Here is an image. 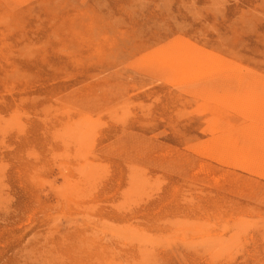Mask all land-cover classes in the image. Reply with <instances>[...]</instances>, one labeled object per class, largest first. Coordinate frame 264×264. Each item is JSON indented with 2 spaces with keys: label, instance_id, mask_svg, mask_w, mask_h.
Listing matches in <instances>:
<instances>
[{
  "label": "rangeland",
  "instance_id": "obj_1",
  "mask_svg": "<svg viewBox=\"0 0 264 264\" xmlns=\"http://www.w3.org/2000/svg\"><path fill=\"white\" fill-rule=\"evenodd\" d=\"M26 263L264 264V0H0V264Z\"/></svg>",
  "mask_w": 264,
  "mask_h": 264
},
{
  "label": "bare ground",
  "instance_id": "obj_2",
  "mask_svg": "<svg viewBox=\"0 0 264 264\" xmlns=\"http://www.w3.org/2000/svg\"><path fill=\"white\" fill-rule=\"evenodd\" d=\"M196 70H197V69H196ZM212 91H213V90H212ZM253 113H254V112H253ZM20 123H21V122H20ZM54 129H55V128H54ZM52 130H53V129H52ZM73 139H74V138H73ZM78 141H79V140H78ZM78 141H77V142H78ZM81 141H82V140H81ZM85 142H86V141H85ZM69 143H70V142H69ZM82 143H83V142H82ZM82 143H80V144H82ZM9 147H10V146H9ZM9 147H8V148H9ZM77 148H78V147H77ZM62 154H63V153H62ZM31 155H32V154H31ZM85 155H86V154H85ZM241 157H242V156H241ZM241 157H240V158H241ZM67 158H68V157H67ZM243 158H244V157H243ZM65 159H66V158H65ZM95 163H96V162H95ZM244 163H245V162H244ZM97 166H98V165H97ZM256 168H257V167H256ZM80 171H81V170H80ZM80 171H79V172H80ZM105 173H106V172H105ZM148 177H149V176H148ZM60 189H61V188H60ZM191 189H192V188H191ZM182 191H183V190H182ZM84 193H85V192H84ZM154 193H155V192H154ZM85 194H86V193H85ZM155 195H156V194H155ZM186 195H187V194H186ZM186 195H185V196H186ZM140 196H141V195H140ZM194 199H195V198H194ZM128 200H129V199H128ZM134 200H135V199H134ZM132 201H133V199H132ZM193 202H194V201H193ZM127 203H128V202H127ZM142 203H143V202H142ZM144 203H145V202H144ZM127 208H128V207H127ZM136 209H137V208H136ZM123 210H124V209H123ZM86 212H87V211H86ZM88 212H89V211H88ZM130 213H131V212H130ZM187 222H188V221H187ZM217 222H218V221H217ZM210 224H211V223H210ZM184 226H185V225H184ZM131 236H132V235H131ZM255 236H256V235H255ZM128 240H129V239H128ZM203 250H204V249H203ZM196 256H197V255H196ZM234 256H235V255H234ZM26 264H27V263H26Z\"/></svg>",
  "mask_w": 264,
  "mask_h": 264
}]
</instances>
